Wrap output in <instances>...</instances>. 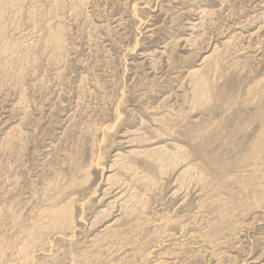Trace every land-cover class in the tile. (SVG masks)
<instances>
[{
    "label": "rangeland",
    "instance_id": "rangeland-1",
    "mask_svg": "<svg viewBox=\"0 0 264 264\" xmlns=\"http://www.w3.org/2000/svg\"><path fill=\"white\" fill-rule=\"evenodd\" d=\"M0 264H264V0H0Z\"/></svg>",
    "mask_w": 264,
    "mask_h": 264
}]
</instances>
